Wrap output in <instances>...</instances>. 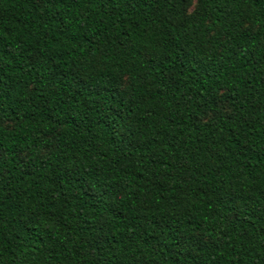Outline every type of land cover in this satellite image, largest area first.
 Returning a JSON list of instances; mask_svg holds the SVG:
<instances>
[{
	"label": "trees",
	"instance_id": "obj_1",
	"mask_svg": "<svg viewBox=\"0 0 264 264\" xmlns=\"http://www.w3.org/2000/svg\"><path fill=\"white\" fill-rule=\"evenodd\" d=\"M192 1L0 0V264H264V0Z\"/></svg>",
	"mask_w": 264,
	"mask_h": 264
},
{
	"label": "rangeland",
	"instance_id": "obj_2",
	"mask_svg": "<svg viewBox=\"0 0 264 264\" xmlns=\"http://www.w3.org/2000/svg\"><path fill=\"white\" fill-rule=\"evenodd\" d=\"M195 5H196V0H193V1L191 2V4L189 5L188 12H189V11H192L193 8L195 7ZM124 82H125V81H124ZM222 106H223L224 109L227 108L225 104H223Z\"/></svg>",
	"mask_w": 264,
	"mask_h": 264
}]
</instances>
